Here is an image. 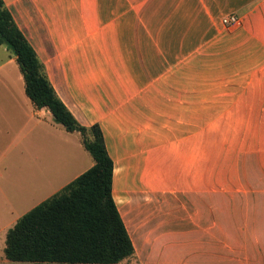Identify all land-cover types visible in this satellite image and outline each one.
Instances as JSON below:
<instances>
[{"label": "crops", "instance_id": "crops-1", "mask_svg": "<svg viewBox=\"0 0 264 264\" xmlns=\"http://www.w3.org/2000/svg\"><path fill=\"white\" fill-rule=\"evenodd\" d=\"M3 2L101 129L129 264H264V0ZM91 163L0 44V233Z\"/></svg>", "mask_w": 264, "mask_h": 264}, {"label": "trees", "instance_id": "trees-1", "mask_svg": "<svg viewBox=\"0 0 264 264\" xmlns=\"http://www.w3.org/2000/svg\"><path fill=\"white\" fill-rule=\"evenodd\" d=\"M0 44L15 56L24 91L54 122L78 131L92 163L6 228L2 255L29 264H123L134 248L111 196L112 160L97 123H79L56 94L43 63L0 0Z\"/></svg>", "mask_w": 264, "mask_h": 264}, {"label": "rangeland", "instance_id": "rangeland-1", "mask_svg": "<svg viewBox=\"0 0 264 264\" xmlns=\"http://www.w3.org/2000/svg\"><path fill=\"white\" fill-rule=\"evenodd\" d=\"M3 232L0 233V245L3 244ZM0 264H29L28 261L25 260H10V259H6L3 255H2V246H0ZM130 259L128 258H123L120 260V263L123 264H129Z\"/></svg>", "mask_w": 264, "mask_h": 264}, {"label": "built area", "instance_id": "built-area-1", "mask_svg": "<svg viewBox=\"0 0 264 264\" xmlns=\"http://www.w3.org/2000/svg\"><path fill=\"white\" fill-rule=\"evenodd\" d=\"M220 20L224 26H236L240 22V17L234 13H228V14L222 15L220 17Z\"/></svg>", "mask_w": 264, "mask_h": 264}]
</instances>
